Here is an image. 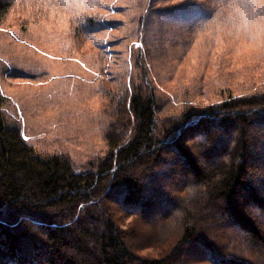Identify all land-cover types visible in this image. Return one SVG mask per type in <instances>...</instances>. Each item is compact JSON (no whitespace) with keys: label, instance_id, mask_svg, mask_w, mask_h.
<instances>
[{"label":"rangeland","instance_id":"obj_1","mask_svg":"<svg viewBox=\"0 0 264 264\" xmlns=\"http://www.w3.org/2000/svg\"><path fill=\"white\" fill-rule=\"evenodd\" d=\"M9 1L0 23V111L41 157L63 156L77 170L95 171L109 153V133L123 135L120 146L131 141L137 120L123 112L132 120L119 124L108 90L125 98L137 90L153 94L155 132L164 140L185 122L224 109L231 98L264 99V0H85L89 7L77 0L71 6L63 0ZM263 143L261 136L252 146L250 163L259 172L248 177L259 187L264 164L255 153ZM170 156L176 159L170 166L182 165L175 176L164 165L158 179H142L172 195L186 194L177 189L188 180L186 165L176 152ZM115 208L118 225L135 232L140 256L162 258L173 250L172 233L164 245H148L153 228L167 227L168 220L159 219L163 208L151 213L150 222L136 217L134 208ZM171 263L211 264L196 251Z\"/></svg>","mask_w":264,"mask_h":264},{"label":"trees","instance_id":"obj_2","mask_svg":"<svg viewBox=\"0 0 264 264\" xmlns=\"http://www.w3.org/2000/svg\"><path fill=\"white\" fill-rule=\"evenodd\" d=\"M10 8L9 0H0V23ZM106 93L119 124L136 118V133L121 146L123 135L109 133V153L95 171L77 170L63 156L41 157L0 111V264H173L191 251L211 264H264V172L262 187L248 181L259 172L250 160L252 146L264 138V99L231 98L224 109L185 122L164 140L155 132L153 94ZM260 147L255 158L264 164V143ZM170 152L186 165L188 180L177 187L186 194L172 195L142 179H158L157 169L176 161ZM181 167L180 161L170 166L171 176ZM115 207L134 208L149 222L163 208L159 219H167V227L153 228L148 245L172 233L173 250L162 258L140 256L135 232L118 225ZM223 212L226 226L219 220Z\"/></svg>","mask_w":264,"mask_h":264},{"label":"clouds","instance_id":"obj_3","mask_svg":"<svg viewBox=\"0 0 264 264\" xmlns=\"http://www.w3.org/2000/svg\"><path fill=\"white\" fill-rule=\"evenodd\" d=\"M63 3L65 5L71 6V4L73 3V0H63ZM77 3L79 6H85V7L91 6V5L85 4V0H77ZM262 6H264V5H262Z\"/></svg>","mask_w":264,"mask_h":264}]
</instances>
